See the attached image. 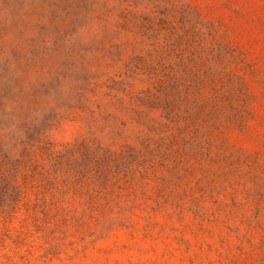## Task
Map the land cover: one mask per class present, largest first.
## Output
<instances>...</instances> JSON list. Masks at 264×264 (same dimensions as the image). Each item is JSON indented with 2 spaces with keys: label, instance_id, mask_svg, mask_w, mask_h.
<instances>
[{
  "label": "rangeland",
  "instance_id": "obj_1",
  "mask_svg": "<svg viewBox=\"0 0 264 264\" xmlns=\"http://www.w3.org/2000/svg\"><path fill=\"white\" fill-rule=\"evenodd\" d=\"M0 264H264V0H0Z\"/></svg>",
  "mask_w": 264,
  "mask_h": 264
}]
</instances>
